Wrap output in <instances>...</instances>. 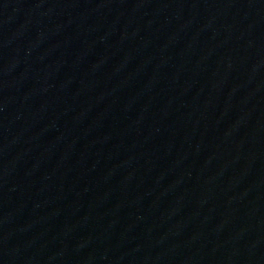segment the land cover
<instances>
[{
	"label": "water",
	"instance_id": "obj_1",
	"mask_svg": "<svg viewBox=\"0 0 264 264\" xmlns=\"http://www.w3.org/2000/svg\"><path fill=\"white\" fill-rule=\"evenodd\" d=\"M0 264H264V0H0Z\"/></svg>",
	"mask_w": 264,
	"mask_h": 264
}]
</instances>
